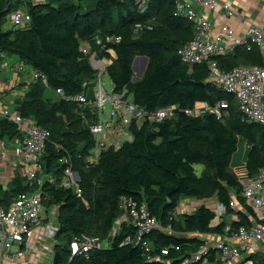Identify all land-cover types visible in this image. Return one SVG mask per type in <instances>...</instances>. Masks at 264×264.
<instances>
[{
  "label": "trees",
  "instance_id": "16d2710c",
  "mask_svg": "<svg viewBox=\"0 0 264 264\" xmlns=\"http://www.w3.org/2000/svg\"><path fill=\"white\" fill-rule=\"evenodd\" d=\"M22 4V0H0V53L3 58L15 55L40 73L37 79L21 85L23 90L13 103L14 110L50 132L41 158L43 172L49 177L40 186V198L47 211L57 213L53 247L59 251V258L55 264H179L205 243L190 235L192 232L221 233L228 224L237 229L264 223L241 194L242 180L264 166V124L248 120L234 94L210 83L206 61L191 70L182 61L179 49L193 38L195 28L176 14V0H150L144 12L139 11L136 0L26 3L29 24L4 29L9 13ZM138 23L143 28L136 33ZM107 34L120 37L101 52L110 60L106 72L114 91L127 88L133 100L149 110L169 105L186 108L204 101L215 104L226 99L229 117L221 120L212 113L190 116L177 110L161 122L132 123V140L104 149L96 162L90 163L95 140L83 114L91 118L96 115L77 101L48 95L47 87L76 95L84 90V82L93 83L96 71L81 47L88 44L91 51H99L97 38ZM138 55L149 60L143 75L135 80L132 64ZM215 59L224 70L262 63L257 46L249 50L238 45ZM18 135L16 124L0 117V141ZM241 139L246 144V159L239 173L231 169V163ZM65 156L79 173L81 196L63 184L68 162L61 159ZM37 187L16 170L7 188L0 183V205L7 207L18 195ZM121 195L144 202L163 227L171 226V231L157 228L147 235L153 244L150 252L140 245L123 244L133 233L129 223L124 222L110 235L122 213ZM232 195L240 206L238 219L224 216L218 221L215 209L204 203L191 212L177 211L182 199L190 197L216 199L227 206L229 215ZM82 233L108 239L109 246L72 256L73 236ZM246 259L262 262L264 250L258 249ZM209 261L225 264L216 258V251L211 252Z\"/></svg>",
  "mask_w": 264,
  "mask_h": 264
},
{
  "label": "built area",
  "instance_id": "2783aa9c",
  "mask_svg": "<svg viewBox=\"0 0 264 264\" xmlns=\"http://www.w3.org/2000/svg\"><path fill=\"white\" fill-rule=\"evenodd\" d=\"M22 1L32 4L45 2V0ZM149 1L136 0L140 12L146 10ZM175 11L177 15L192 22L195 28L193 38L179 49L182 61L188 64L190 70L195 64L206 61L210 70V83L234 94L240 110L248 120L264 124V26L249 22L244 27L245 37L238 36L235 29L227 22L235 14L227 0H176ZM207 11L215 18H221L222 22L217 24L216 19L210 20L206 15ZM8 18L13 27H23L29 24L31 15L27 10L19 8L11 11ZM216 26H218V31L215 33ZM148 27L151 28L150 25ZM142 28L143 25L138 23L135 26V32L138 33ZM119 39V36L110 34L104 38H97V42L101 44L99 51H91L88 44H83L81 47L85 54H89L90 64L96 71L92 97L88 94L92 83L88 82H84V90L76 95H65L61 88L47 87L66 100L77 101L87 106L90 113L96 115V118H91L89 114H83V121L95 140L92 154L88 157L90 163H95L104 149L118 148L125 141L132 140L133 132L130 127L132 123L161 122L171 117L177 110L190 116L212 113L221 120L229 117V102L226 99L219 100L215 104L204 101L186 108L169 105L149 110L137 104L127 88L121 92L114 90L108 92L102 81V75L106 72L110 60L102 57L101 52L108 43L117 42ZM238 45H243L249 50L257 46L262 55V63L238 65L229 70L220 68L215 57L228 54ZM2 59L3 54L0 53V70L5 66V63L2 64ZM15 65L19 71L31 70L32 80L40 76L38 71L20 60H17ZM42 78L46 82L45 77L42 76ZM105 103L110 104L107 116L104 113ZM0 117H8L19 130L18 136L0 141V170H5L0 172V183L7 188L15 171L20 170L26 180L38 185L36 190L18 195L7 207L0 205V264H9L10 260L22 256L33 246V238L39 229H42L44 235L54 244L58 224L56 210L47 211L40 198V186L49 177L43 172L41 158L50 132L32 118L25 117L16 110L11 113L7 108H3L0 110ZM9 159L17 160V163L13 169L7 170ZM61 160L68 162L65 166L63 184L73 187L75 193L81 196L83 191L79 183L80 176L74 169L73 162L70 161L69 156ZM241 194L254 215L259 219H264V166L259 168L256 174L242 180ZM203 203L215 209L218 221H222L224 216L238 219L237 212L240 206L234 195L229 202L232 210L229 215L227 206L216 199L201 201L186 197L179 203L177 211L191 212ZM119 204L122 213L116 219L110 235L115 234L124 222L129 223L133 228V233L125 238L123 244L140 245L145 251L150 252L153 244L147 235L157 228L171 231V226L163 227L157 218L150 214L144 202L121 195ZM190 235L204 239L205 243L197 251L183 258L179 264L198 262L212 264L209 261L212 251H216V258L226 264H264V261L246 259L247 255L258 249L264 250V223L254 222L250 226L241 225L237 229H232L228 224L221 233L196 231ZM71 245L72 256H74L93 249L108 247L109 240L82 233L73 236ZM162 252L166 254L168 250L163 249Z\"/></svg>",
  "mask_w": 264,
  "mask_h": 264
},
{
  "label": "crops",
  "instance_id": "0c3cea01",
  "mask_svg": "<svg viewBox=\"0 0 264 264\" xmlns=\"http://www.w3.org/2000/svg\"><path fill=\"white\" fill-rule=\"evenodd\" d=\"M227 1L231 5L238 3L237 6L239 7L240 11L237 12V14L240 17V19L243 20L244 25L251 22V23H256V24H260V25L264 26V0H236V1L235 0H227ZM25 6H26V3L23 2V4L20 5L19 8L22 10H26ZM253 8L254 9L256 8V10H258V11L254 10L251 13L253 15L252 17L254 19L247 15V11H251V10H253ZM211 16H212V20L216 19L217 24L222 22L221 18H215L213 14ZM7 20H9V18H7ZM11 27H13V26L10 25V26H8L7 29H9ZM9 58L11 60V63L10 62L8 63L5 61V64H4L5 66H3V68L7 72L12 71L17 82L14 85V87H12L6 91L3 90L0 92V94L5 95V93H8L10 91H12L13 93H16L13 96H11V100H13V102H14V99L17 96V94H19L23 90V87L21 85L24 82H28V81L32 80L31 79V73H30L31 70L19 71L15 65V62L17 60H19V58L16 57L15 55L10 56ZM48 90H52V89H47V94H48ZM48 95L52 96V95H55V93L53 91V94L50 93ZM195 199L196 198H194V200ZM53 246H54L53 241L50 238H48L46 235H44L42 229H39L35 233V236L33 238V246L30 249L26 250L22 256L15 257L12 260H10L9 264H52L53 255H54V251H55Z\"/></svg>",
  "mask_w": 264,
  "mask_h": 264
},
{
  "label": "rangeland",
  "instance_id": "374dc122",
  "mask_svg": "<svg viewBox=\"0 0 264 264\" xmlns=\"http://www.w3.org/2000/svg\"><path fill=\"white\" fill-rule=\"evenodd\" d=\"M236 1V0H235ZM238 3H235L233 5H231L232 9L235 11V14L233 16H231L227 22L229 24L230 27L234 28L235 31L237 32L238 36H240L241 38L245 37V28H244V22L242 19H240V17L238 16L237 12H239V7L237 6ZM236 6V7H235ZM242 7V6H241ZM258 11L256 10V8L251 11H247V15L249 17H252L253 15L251 14L252 11ZM243 13V12H242ZM241 14V13H240ZM207 17L210 18V20H212V16L210 14L209 11H207ZM253 18V17H252ZM254 19V18H253ZM12 25L11 22L9 20H7L3 26L4 29H7L8 26ZM218 31V26H216L214 28V32L216 33ZM17 57V56H16ZM6 62H10L11 60L9 57H5L2 59V64H4ZM29 71V70H27ZM134 73H136V71H134ZM102 81L104 83V86L106 88V90L108 92H112L113 90V82L109 76V74L107 72H105L102 75ZM16 79L15 76L13 74L12 71L7 72L3 67L0 70V92L3 90H8L12 87H14V85L16 84ZM94 84L92 83L89 86V90H88V94L89 96L92 97L93 93H94ZM52 93V90H48V94ZM16 93H13L12 91L5 93V95L0 94V110L3 108H7L11 113H13L14 110V103L13 100H11V96H13ZM18 95V94H17ZM110 108V104L109 103H105V109H104V113L105 116H107L108 111ZM245 159H246V144L244 142V140L241 139V141L239 142V146L238 149L236 150V152L233 154L232 157V163H231V169L235 170L237 172H241L243 171V166L245 164ZM17 160H12L9 159V165L7 167V170L13 169L14 166L16 165ZM199 169H201V165H199ZM5 170L1 169L0 172H4Z\"/></svg>",
  "mask_w": 264,
  "mask_h": 264
},
{
  "label": "water",
  "instance_id": "95a60500",
  "mask_svg": "<svg viewBox=\"0 0 264 264\" xmlns=\"http://www.w3.org/2000/svg\"><path fill=\"white\" fill-rule=\"evenodd\" d=\"M148 60H149L148 56H144V55H138L135 57L133 64H132L134 71H136L135 76H134L135 80L139 79L143 75L146 65L148 63ZM172 189L173 187L169 188L168 194L170 193ZM58 258H59V251L55 250L54 255H53L52 264H55Z\"/></svg>",
  "mask_w": 264,
  "mask_h": 264
}]
</instances>
